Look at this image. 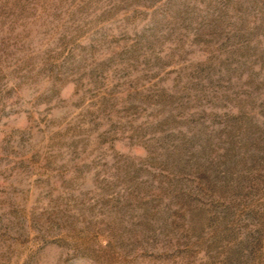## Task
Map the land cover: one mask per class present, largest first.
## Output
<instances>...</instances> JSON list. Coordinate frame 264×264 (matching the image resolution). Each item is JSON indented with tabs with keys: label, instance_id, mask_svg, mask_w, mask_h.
Wrapping results in <instances>:
<instances>
[{
	"label": "rangeland",
	"instance_id": "rangeland-1",
	"mask_svg": "<svg viewBox=\"0 0 264 264\" xmlns=\"http://www.w3.org/2000/svg\"><path fill=\"white\" fill-rule=\"evenodd\" d=\"M0 264H264V0H0Z\"/></svg>",
	"mask_w": 264,
	"mask_h": 264
}]
</instances>
